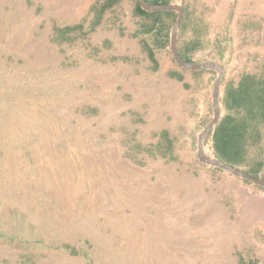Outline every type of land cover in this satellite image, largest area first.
I'll list each match as a JSON object with an SVG mask.
<instances>
[{"label": "rangeland", "instance_id": "1", "mask_svg": "<svg viewBox=\"0 0 264 264\" xmlns=\"http://www.w3.org/2000/svg\"><path fill=\"white\" fill-rule=\"evenodd\" d=\"M94 2L0 0V264H264V188L198 160L217 72L152 63L134 0L92 29ZM173 5L219 99L264 69V0Z\"/></svg>", "mask_w": 264, "mask_h": 264}, {"label": "trees", "instance_id": "2", "mask_svg": "<svg viewBox=\"0 0 264 264\" xmlns=\"http://www.w3.org/2000/svg\"><path fill=\"white\" fill-rule=\"evenodd\" d=\"M148 5H172L175 0H144ZM121 0H95L91 6V28L100 25L104 15ZM187 8L177 34V52L180 59L196 64L193 55L203 48L202 28ZM133 16L139 19V29L134 36L149 60L156 64L155 52L169 47L171 29L176 21L175 12H146L139 0H134ZM73 28L66 27L65 30ZM191 35L187 37V33ZM147 38L151 40L149 43ZM205 72L192 71L198 75ZM169 76L182 81L181 75L170 72ZM223 115L208 135L214 158L242 170L247 175L264 180V69L260 73L243 74L237 83H224L219 99ZM217 170H220L216 168ZM260 189H262L260 187ZM264 190V189H263ZM238 264L247 263L240 259Z\"/></svg>", "mask_w": 264, "mask_h": 264}, {"label": "water", "instance_id": "3", "mask_svg": "<svg viewBox=\"0 0 264 264\" xmlns=\"http://www.w3.org/2000/svg\"><path fill=\"white\" fill-rule=\"evenodd\" d=\"M141 8L146 12H175L177 14L176 21L171 29L170 33V42L169 48L172 53V57L176 65L182 69H186L189 71H201V70H212L217 72V78L213 85L212 90V109H213V118L211 121L205 126L198 140V160L207 165L214 168H218L236 178L247 181L253 185L264 188V180L260 178H254L242 170L234 168L230 165L225 164L223 161L218 160L216 158H208L204 155L202 145L205 137L212 132L214 127L218 124L221 118V112L219 108V88L222 81V66L212 63V62H202V63H187L180 59L177 52V34L180 28L182 19H183V8L176 5H148L144 0H139Z\"/></svg>", "mask_w": 264, "mask_h": 264}]
</instances>
